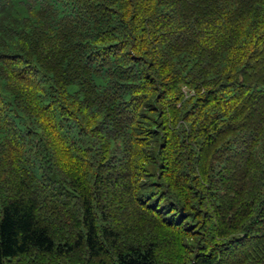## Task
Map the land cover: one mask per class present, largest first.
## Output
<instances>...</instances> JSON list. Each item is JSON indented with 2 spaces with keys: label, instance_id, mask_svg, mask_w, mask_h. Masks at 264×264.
<instances>
[{
  "label": "trees",
  "instance_id": "obj_1",
  "mask_svg": "<svg viewBox=\"0 0 264 264\" xmlns=\"http://www.w3.org/2000/svg\"><path fill=\"white\" fill-rule=\"evenodd\" d=\"M0 264H264V0H0Z\"/></svg>",
  "mask_w": 264,
  "mask_h": 264
}]
</instances>
